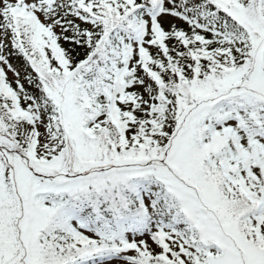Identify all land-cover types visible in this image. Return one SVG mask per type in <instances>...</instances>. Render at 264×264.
Returning a JSON list of instances; mask_svg holds the SVG:
<instances>
[{
    "label": "snow or ice",
    "instance_id": "obj_1",
    "mask_svg": "<svg viewBox=\"0 0 264 264\" xmlns=\"http://www.w3.org/2000/svg\"><path fill=\"white\" fill-rule=\"evenodd\" d=\"M0 264H264V0H0Z\"/></svg>",
    "mask_w": 264,
    "mask_h": 264
},
{
    "label": "trees",
    "instance_id": "obj_2",
    "mask_svg": "<svg viewBox=\"0 0 264 264\" xmlns=\"http://www.w3.org/2000/svg\"><path fill=\"white\" fill-rule=\"evenodd\" d=\"M13 63H17V61L14 60Z\"/></svg>",
    "mask_w": 264,
    "mask_h": 264
},
{
    "label": "rangeland",
    "instance_id": "obj_3",
    "mask_svg": "<svg viewBox=\"0 0 264 264\" xmlns=\"http://www.w3.org/2000/svg\"><path fill=\"white\" fill-rule=\"evenodd\" d=\"M9 76H10V78H11V73H9Z\"/></svg>",
    "mask_w": 264,
    "mask_h": 264
}]
</instances>
